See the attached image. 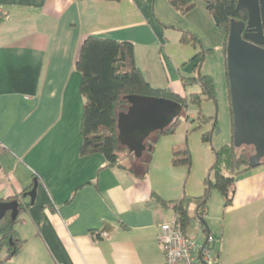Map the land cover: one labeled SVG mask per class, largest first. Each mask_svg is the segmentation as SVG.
Returning <instances> with one entry per match:
<instances>
[{
  "label": "crops",
  "instance_id": "0c3cea01",
  "mask_svg": "<svg viewBox=\"0 0 264 264\" xmlns=\"http://www.w3.org/2000/svg\"><path fill=\"white\" fill-rule=\"evenodd\" d=\"M172 12L168 0H0V202L38 183L34 203L23 200L15 228L24 245L9 264H163L158 233L175 216L166 220L141 162L110 168L101 154L81 155L76 64L89 36L131 42L154 88L201 94L193 63L168 52ZM147 63L158 78V64L169 69L166 84L149 80ZM231 197L222 213L207 206L200 243L214 239L220 264H264V166L237 176Z\"/></svg>",
  "mask_w": 264,
  "mask_h": 264
},
{
  "label": "trees",
  "instance_id": "16d2710c",
  "mask_svg": "<svg viewBox=\"0 0 264 264\" xmlns=\"http://www.w3.org/2000/svg\"><path fill=\"white\" fill-rule=\"evenodd\" d=\"M116 1V0H114ZM196 0H168L171 7L180 13L187 14L195 7ZM205 2L207 10L211 13L214 23L225 31V56L230 33L231 20L247 21L246 11L237 9L238 0H201ZM196 38L188 33H182L181 43L189 44ZM202 63L195 66L196 75L189 79L201 87V94H193L189 98L175 94L169 89L154 88L145 78L143 72L136 64L135 47L131 42H122L111 38L98 36L87 37L80 48L76 69L82 76L80 91L84 97V114L81 126L82 147L81 155L101 154L107 162V167L127 169L121 158V154L128 148L121 145L118 139L117 119L120 112H126L129 104L124 99L129 95L150 96L166 98L183 105L185 114L189 104L201 106L202 99L216 101L215 83L213 77L202 73ZM227 67V57H226ZM227 78L228 69H227ZM230 92V86H229ZM231 99V96H230ZM232 108V105H231ZM233 115V112H232ZM189 117H187L188 119ZM178 118L164 133H155L146 141L147 145L155 149L154 145L163 134L173 133L177 126ZM202 124L212 123L216 128V118L199 116ZM205 142L210 141V136L204 137ZM234 141V138H233ZM247 147V146H245ZM253 148V147H252ZM254 149V148H253ZM130 153V152H129ZM131 154V153H130ZM132 161H140L143 167V176L148 173L150 159L144 157L137 159L131 154ZM124 158H127L125 156ZM248 153L238 154L234 142L231 146H224L215 151V163L210 169L214 173V182L208 178L205 181V189L202 196L197 198H179L167 201L154 196L164 208L171 206L175 218L182 222L187 230L198 211L207 209L208 202L214 190L224 197L225 207L232 203L236 177L250 171ZM173 165L190 166L191 155L187 147L173 152ZM264 166V162L261 164ZM31 189V188H30ZM26 189L21 196L28 190ZM20 196L6 201L19 199ZM21 208L18 218L13 221L11 212H8L0 220V248L7 247L8 258L17 256L24 245V240L18 234L15 226L19 222L21 213L29 203L21 199ZM100 239V236H97Z\"/></svg>",
  "mask_w": 264,
  "mask_h": 264
},
{
  "label": "rangeland",
  "instance_id": "374dc122",
  "mask_svg": "<svg viewBox=\"0 0 264 264\" xmlns=\"http://www.w3.org/2000/svg\"><path fill=\"white\" fill-rule=\"evenodd\" d=\"M194 3L195 7L187 14L172 12L169 20L175 32H171L167 49L176 59L190 60L193 63V70L197 63H202V73L214 79L216 101L203 98L200 107L189 104L185 114L178 120L175 131L161 135L154 145L155 149L146 150L142 156L147 160L150 159L148 173L143 183L150 189L158 191L167 201L202 196L205 181L210 178L214 182V173L210 172V169L215 163V151L224 146H231L234 142L233 115L224 48L226 34L223 29L215 25L205 2L196 0ZM183 32L194 36L196 38L194 42L181 44L177 38ZM138 49H140L139 46ZM138 56L140 58V53ZM148 64L144 65V72L149 80L156 85L166 84L167 79L172 76L169 69L166 70L168 71L166 74L165 68L158 64L160 69L158 78L154 64L151 63L150 66ZM183 66L180 65V69ZM200 115L216 118L215 130H213L212 123L202 124L199 121ZM205 136H210L209 142L204 141ZM185 147L190 151L191 165L175 167L172 160L173 152ZM244 148L249 157L254 154L252 147L245 146L237 148L238 154L244 153ZM125 156L127 158H124ZM131 156L127 150L121 154L122 163L127 167L132 166ZM138 171L143 174V167L139 166ZM224 204V197L214 190L208 202L210 212L222 213ZM163 211L166 220L171 221L174 218L175 215L170 206L163 208ZM204 220H206L205 217ZM200 223L196 215L188 227L189 233L197 237L199 242L203 241ZM258 249H260L259 243L256 245V250ZM7 259L8 250L6 246H3L0 248V264H9Z\"/></svg>",
  "mask_w": 264,
  "mask_h": 264
},
{
  "label": "water",
  "instance_id": "95a60500",
  "mask_svg": "<svg viewBox=\"0 0 264 264\" xmlns=\"http://www.w3.org/2000/svg\"><path fill=\"white\" fill-rule=\"evenodd\" d=\"M237 9L246 11L247 21L231 20L227 45V69L233 112L234 146L253 147L249 167L264 162V0H238ZM129 107L117 119L118 139L137 159L152 147L146 141L164 133L183 114L182 104L150 96L129 95ZM38 183L22 196L34 203ZM19 199L0 202V220L11 212L15 221L20 214ZM202 225L207 226L202 219Z\"/></svg>",
  "mask_w": 264,
  "mask_h": 264
},
{
  "label": "built area",
  "instance_id": "2783aa9c",
  "mask_svg": "<svg viewBox=\"0 0 264 264\" xmlns=\"http://www.w3.org/2000/svg\"><path fill=\"white\" fill-rule=\"evenodd\" d=\"M205 215V210L198 211L200 222ZM158 243L163 252V264H220L214 239L207 235L200 243L177 218L160 225Z\"/></svg>",
  "mask_w": 264,
  "mask_h": 264
},
{
  "label": "flooded vegetation",
  "instance_id": "af4514ba",
  "mask_svg": "<svg viewBox=\"0 0 264 264\" xmlns=\"http://www.w3.org/2000/svg\"><path fill=\"white\" fill-rule=\"evenodd\" d=\"M264 47V46H263Z\"/></svg>",
  "mask_w": 264,
  "mask_h": 264
}]
</instances>
